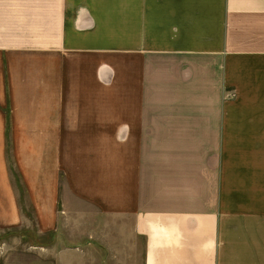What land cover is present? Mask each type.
<instances>
[{"label": "crops", "instance_id": "crops-1", "mask_svg": "<svg viewBox=\"0 0 264 264\" xmlns=\"http://www.w3.org/2000/svg\"><path fill=\"white\" fill-rule=\"evenodd\" d=\"M74 217L85 264H264V0H0V236Z\"/></svg>", "mask_w": 264, "mask_h": 264}, {"label": "rangeland", "instance_id": "rangeland-1", "mask_svg": "<svg viewBox=\"0 0 264 264\" xmlns=\"http://www.w3.org/2000/svg\"><path fill=\"white\" fill-rule=\"evenodd\" d=\"M61 190V202H65L66 205H71L70 199L65 197L67 192L64 183L60 184ZM63 202V203H64ZM81 204L73 203L74 209L76 210L78 206L85 212V206H80ZM85 217V216H83ZM80 221V222H79ZM74 222V223H73ZM73 225H80L78 229L73 230ZM70 227L72 229H60L58 237V245L53 246L51 244V239L41 238L43 241L40 243L33 241V237L29 236L26 232L23 234L26 239L19 246H15L18 252L7 253V238L5 236H0V264H85V218L79 219L74 217L70 220ZM16 234V236L20 235ZM15 235V234H14ZM54 236V235H53ZM5 237V238H4ZM11 245V244H10ZM31 247V248H30ZM50 247L56 248L54 252L50 255L47 253L44 255L47 249ZM91 248L97 251L98 246L92 245ZM33 249L35 251H33ZM33 252H41V257L39 255H34ZM57 252V259L54 258V253ZM46 256V257H45ZM100 262H94L93 264H99ZM103 264H116L115 262H103Z\"/></svg>", "mask_w": 264, "mask_h": 264}]
</instances>
